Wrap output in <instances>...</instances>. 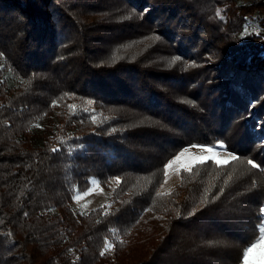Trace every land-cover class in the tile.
Returning a JSON list of instances; mask_svg holds the SVG:
<instances>
[{
	"label": "trees",
	"instance_id": "16d2710c",
	"mask_svg": "<svg viewBox=\"0 0 264 264\" xmlns=\"http://www.w3.org/2000/svg\"><path fill=\"white\" fill-rule=\"evenodd\" d=\"M263 205L264 0H0V264H242Z\"/></svg>",
	"mask_w": 264,
	"mask_h": 264
},
{
	"label": "rangeland",
	"instance_id": "374dc122",
	"mask_svg": "<svg viewBox=\"0 0 264 264\" xmlns=\"http://www.w3.org/2000/svg\"><path fill=\"white\" fill-rule=\"evenodd\" d=\"M191 145L215 146L214 147V151L217 153V155L219 156L221 161H227V160L231 159L232 156L234 155V153L231 152V151H228L225 148L224 144L222 142H220V141L216 142L215 144H191ZM191 145L186 146V147H189V152L185 154V157H184L185 161L190 156L207 155V153L203 152L200 148H192V147H190ZM220 145H223V147H221ZM177 155H175V156H177ZM175 156L172 157L171 159H169L167 161V163L170 160H173L175 158ZM179 169H180V166H179L178 163L177 164H173L171 167L165 169V177H164L163 182L160 184V187H159L160 190L167 192L173 187L175 182L178 181ZM110 183H111V185H114L115 179H111ZM109 192L110 191L108 189L104 188L98 182L97 179L92 177L90 179V185H89V187L86 190H84L82 192H77L76 194H74V196H73V205L78 210H87V209L96 207L99 204L104 203L107 200ZM262 207H264V205ZM143 219L144 218H141V220L137 224L140 225L141 221ZM262 224H264V215H262V221L258 224V226H259L258 229H260ZM259 239H260V231H259L258 237L251 244L256 243ZM251 244H249L245 248V250L248 247H250ZM107 248L111 250L112 249L111 248V244H108ZM245 250H244V252H245ZM243 257H244V255H243ZM252 260H253L254 264H260L261 261H264V247L258 248L252 254ZM242 264H244V258H243V263Z\"/></svg>",
	"mask_w": 264,
	"mask_h": 264
},
{
	"label": "snow or ice",
	"instance_id": "6c2138e0",
	"mask_svg": "<svg viewBox=\"0 0 264 264\" xmlns=\"http://www.w3.org/2000/svg\"><path fill=\"white\" fill-rule=\"evenodd\" d=\"M219 15V13H217ZM177 59H179L177 57ZM70 107H75L70 106ZM223 147V145H220ZM192 148H200L207 155L203 156H190L186 161L184 160L185 154L189 152V147L183 148L173 160H170L164 167L165 169L171 167L173 164H179L182 169H190L194 164H204L207 161H215L217 164L227 163V161H221L217 153L214 151L215 146H204V145H191ZM232 159H237L235 155L232 156ZM249 164H252L253 167H258L259 165L254 164L252 160L248 161ZM262 215H264V207L260 209ZM260 239L251 244L244 252V264H254L252 260V254L260 247H264V224L261 225L260 229ZM260 264H264V261H261Z\"/></svg>",
	"mask_w": 264,
	"mask_h": 264
}]
</instances>
